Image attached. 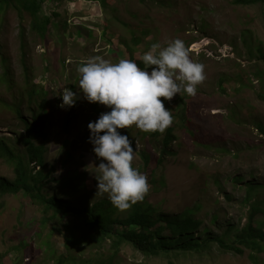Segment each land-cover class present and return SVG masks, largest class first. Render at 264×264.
<instances>
[{"label":"rangeland","instance_id":"obj_1","mask_svg":"<svg viewBox=\"0 0 264 264\" xmlns=\"http://www.w3.org/2000/svg\"><path fill=\"white\" fill-rule=\"evenodd\" d=\"M163 2L109 0L112 8L106 10L98 0H44L41 15L53 20L45 36L32 27L33 16L22 5L6 7L0 15V137L15 151L26 152L25 121H44V138L35 141L43 144V166L34 161L33 171L49 172L47 180L58 188L80 184L76 204L107 197L95 195L99 159L87 125L110 109L84 99L77 68L96 55L113 63L134 60L143 68L141 57L151 44L165 46L180 38L190 58L204 65L206 78L195 96L182 93L165 101L173 121L163 133L129 126V139L136 147L133 166L147 176L151 187L146 199L156 208L181 213L198 205L195 216L212 231H220L211 222L214 214L223 222L244 225L249 211L246 187L262 183L257 195L264 198V101L258 97L264 91V60L259 58V50L264 52V4ZM137 26L150 30L135 47L131 38ZM123 42L133 47V57ZM6 69L8 77L1 81ZM64 87L79 96L72 107H60ZM41 106L43 119L34 120ZM168 131L172 140L166 147ZM0 175L16 176L14 164L1 155ZM72 222L78 223V218L71 213L49 219L44 207L23 191L0 196V264H58L66 254L65 224ZM91 237L80 240L74 254L88 260L86 264L106 263L112 253L110 241L100 244ZM21 244L25 246L18 251ZM114 263L264 264V251L239 253L212 244L201 252L147 256L123 244Z\"/></svg>","mask_w":264,"mask_h":264},{"label":"trees","instance_id":"obj_2","mask_svg":"<svg viewBox=\"0 0 264 264\" xmlns=\"http://www.w3.org/2000/svg\"><path fill=\"white\" fill-rule=\"evenodd\" d=\"M104 9L111 7L109 0H98ZM44 0H0V15L3 10L16 4L22 5L33 16L32 27L45 36L48 26L53 23L51 17L46 14L41 15ZM163 4V0H158ZM236 4L256 5L264 4V0H233ZM109 24L106 21L105 27ZM140 30L141 35L136 31ZM150 29L137 26L132 30L131 41L138 47L143 41L144 36L149 34ZM123 44H127L123 42ZM129 48L130 56L133 57V47ZM260 51L259 58L264 60V52ZM6 62V59H3ZM9 69L5 70V81L8 77ZM261 78V72L257 73ZM33 92V91H32ZM264 101V91L258 94ZM181 100H183L181 98ZM40 112L35 110L34 120L43 119V106ZM18 115H22L20 107L15 108ZM26 120V119H25ZM26 133L23 140L26 144V152L15 151L7 142L6 138L0 137V155L14 164L16 176L10 179L0 175V196L6 194H18L25 192L34 202L41 204L45 212L49 214V219H56L59 214L71 213L78 218V223L72 222L65 224L68 234L65 237L66 254H62L58 259V264H86L88 260L78 259L74 254L77 244L81 241L87 242L89 236L94 234L93 241L100 244L110 241L112 253L104 264H115L114 259L123 244L131 245L137 251L147 256L170 255L172 253L201 252L208 249L212 244L228 251L243 253L245 249L251 252L264 251V198H260L258 189L263 185L254 182L246 187L245 204L249 205L247 221L244 225L221 221L217 214H214L211 222L220 231H212L205 224V221L195 214L196 207H190L181 213H167L148 203L146 196L143 201L133 204L124 211L117 210L107 197L99 199L93 203L76 204L75 200L81 192L80 184L77 187L66 185L67 189L58 188L52 185L50 173L44 170L34 172L31 163L36 161L43 166V144H36L37 139L42 141L44 138V121H25ZM39 122V123H38ZM69 118L67 119V123ZM129 127L123 129V134L128 135ZM171 131L165 137V146L171 142ZM144 155V159L149 163L150 158ZM54 180V179H53ZM256 198H254V196ZM83 198H88L84 196ZM231 200L230 196H227ZM53 211V212H52ZM51 212V213H49ZM52 214V215H50ZM47 246H51L49 241ZM25 245L17 247L22 250ZM23 253V252H21ZM2 255H0L1 257ZM22 257V254H21Z\"/></svg>","mask_w":264,"mask_h":264},{"label":"clouds","instance_id":"obj_3","mask_svg":"<svg viewBox=\"0 0 264 264\" xmlns=\"http://www.w3.org/2000/svg\"><path fill=\"white\" fill-rule=\"evenodd\" d=\"M141 59L143 68L134 60L121 58L113 63L96 55L77 68L78 89L84 99L110 109L90 121L87 128L92 151L99 159L95 195L107 194L119 211L143 201L151 187L147 176L133 166V140L119 130L134 125L141 131L163 133L173 121L165 101L182 93L195 96L197 86L206 78L204 65L190 58L180 38L171 39L165 46L151 44ZM59 95L62 108L74 106L79 99L68 87Z\"/></svg>","mask_w":264,"mask_h":264}]
</instances>
